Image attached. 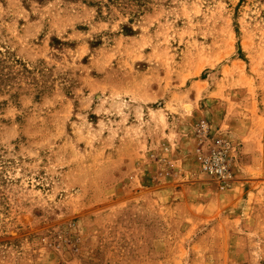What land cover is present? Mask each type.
I'll return each instance as SVG.
<instances>
[{
    "label": "rangeland",
    "instance_id": "1",
    "mask_svg": "<svg viewBox=\"0 0 264 264\" xmlns=\"http://www.w3.org/2000/svg\"><path fill=\"white\" fill-rule=\"evenodd\" d=\"M0 264H264V0H0Z\"/></svg>",
    "mask_w": 264,
    "mask_h": 264
},
{
    "label": "built area",
    "instance_id": "2",
    "mask_svg": "<svg viewBox=\"0 0 264 264\" xmlns=\"http://www.w3.org/2000/svg\"><path fill=\"white\" fill-rule=\"evenodd\" d=\"M197 155L200 170L213 178L221 187L230 183L232 172L230 169V161L232 151L233 155L237 154L236 146L225 142L222 138H217L207 144L198 143Z\"/></svg>",
    "mask_w": 264,
    "mask_h": 264
}]
</instances>
